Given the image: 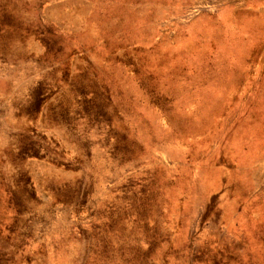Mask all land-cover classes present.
Returning <instances> with one entry per match:
<instances>
[{"label":"rangeland","instance_id":"rangeland-1","mask_svg":"<svg viewBox=\"0 0 264 264\" xmlns=\"http://www.w3.org/2000/svg\"><path fill=\"white\" fill-rule=\"evenodd\" d=\"M0 264H264V0H0Z\"/></svg>","mask_w":264,"mask_h":264}]
</instances>
